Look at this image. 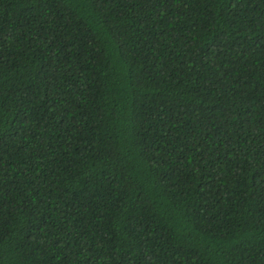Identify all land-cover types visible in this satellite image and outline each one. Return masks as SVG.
Masks as SVG:
<instances>
[{
	"label": "trees",
	"instance_id": "trees-1",
	"mask_svg": "<svg viewBox=\"0 0 264 264\" xmlns=\"http://www.w3.org/2000/svg\"><path fill=\"white\" fill-rule=\"evenodd\" d=\"M0 264H264V0H0Z\"/></svg>",
	"mask_w": 264,
	"mask_h": 264
}]
</instances>
